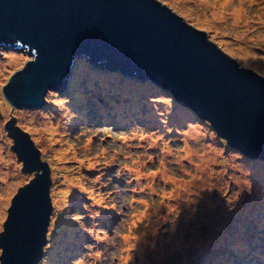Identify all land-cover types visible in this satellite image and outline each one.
Masks as SVG:
<instances>
[{"label": "rangeland", "instance_id": "374dc122", "mask_svg": "<svg viewBox=\"0 0 264 264\" xmlns=\"http://www.w3.org/2000/svg\"><path fill=\"white\" fill-rule=\"evenodd\" d=\"M159 1L264 75V0ZM29 58L0 47V232L11 198L33 178L11 150L13 119L52 182L37 264H252L264 255V160L229 147L159 87L82 60L42 107L13 108L2 84Z\"/></svg>", "mask_w": 264, "mask_h": 264}, {"label": "water", "instance_id": "95a60500", "mask_svg": "<svg viewBox=\"0 0 264 264\" xmlns=\"http://www.w3.org/2000/svg\"><path fill=\"white\" fill-rule=\"evenodd\" d=\"M0 47L31 58L2 94L13 108H39L65 90L77 60L147 82L209 124L251 160H264V75L239 64L159 0H0ZM22 173L0 232V264H37L52 211L50 170L29 135L5 125Z\"/></svg>", "mask_w": 264, "mask_h": 264}, {"label": "bare ground", "instance_id": "6f19581e", "mask_svg": "<svg viewBox=\"0 0 264 264\" xmlns=\"http://www.w3.org/2000/svg\"><path fill=\"white\" fill-rule=\"evenodd\" d=\"M226 0H223V2H225ZM202 132V131H201ZM197 136H198V138H199V140H200V142L201 143H203L204 144V142H206L205 141V137L203 136V135H199V133L197 134ZM216 153V152H215ZM203 154H204V156H202V158L205 160V162L207 163V164H211V163H213L214 161H213V158L211 157V159H207V157H206V155H205V153L203 152ZM215 154H213V156H214ZM245 164H246V162H245ZM243 165V164H242ZM246 166V168H247V166L248 165H245ZM8 173V172H7ZM7 173H5L4 175H6ZM11 179H12V177H11ZM11 181V180H10ZM9 186V184L7 183V180L4 182V184H3V187H4V196L9 192L8 191V187ZM110 190V189H109ZM111 191V190H110ZM115 193V191H112V193H111V196L113 195ZM4 196H3V198H4ZM1 200H0V216H1V214H2V208H3V204H4V200L2 199V198H0Z\"/></svg>", "mask_w": 264, "mask_h": 264}, {"label": "clouds", "instance_id": "9594fccd", "mask_svg": "<svg viewBox=\"0 0 264 264\" xmlns=\"http://www.w3.org/2000/svg\"><path fill=\"white\" fill-rule=\"evenodd\" d=\"M82 61H86V60H82ZM104 71V70H103ZM105 72V71H104ZM111 73V72H110ZM121 76V75H120ZM68 85V83H67ZM67 88V87H66ZM193 114V113H192ZM255 259V262H252V264H264V255L258 256Z\"/></svg>", "mask_w": 264, "mask_h": 264}]
</instances>
